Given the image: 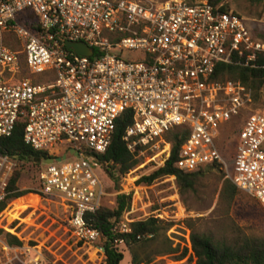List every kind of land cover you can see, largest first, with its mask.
Wrapping results in <instances>:
<instances>
[{
  "label": "built area",
  "instance_id": "2783aa9c",
  "mask_svg": "<svg viewBox=\"0 0 264 264\" xmlns=\"http://www.w3.org/2000/svg\"><path fill=\"white\" fill-rule=\"evenodd\" d=\"M66 41L83 42L92 54L79 55ZM261 59L264 39L245 18L204 0H0V137L23 123L24 143L45 155L37 170L40 192L60 200L79 240L101 236L87 221L106 194L98 156L127 110L132 122L123 139L140 159L135 167L156 153L163 165L171 147L166 134L185 131L176 167L189 172L218 164L264 213V113L242 118L227 171L221 129L251 94L215 78L218 64L254 67ZM62 145L71 159L52 153ZM18 163L0 155V204ZM114 228L130 231L128 220ZM15 250L0 236V264H11Z\"/></svg>",
  "mask_w": 264,
  "mask_h": 264
},
{
  "label": "rangeland",
  "instance_id": "374dc122",
  "mask_svg": "<svg viewBox=\"0 0 264 264\" xmlns=\"http://www.w3.org/2000/svg\"><path fill=\"white\" fill-rule=\"evenodd\" d=\"M220 4L244 17L252 30H264V0H220ZM252 112L264 113V84L257 98L254 100L251 94L246 108L221 129L219 153L227 164V171L236 148L235 133L242 118ZM51 150L56 155L66 153L71 159L65 145ZM160 160L156 153L151 162L132 168L116 185L105 172L96 170L106 192L103 206L112 209L118 193L131 194L129 208L123 212L121 220H128L130 225L134 221L157 217L171 223L165 235L172 241V246H178V251L155 255L150 264H195L189 241L192 230L215 238H230L237 229L264 237V213L251 197L242 193L227 211L219 203V191L226 173L224 168L205 166L200 169L202 174L195 191L185 196L179 194L174 176L159 177L150 184L137 183L141 176L162 166ZM18 166L17 188L27 193L9 201L0 212V229L3 231L0 236L6 240L5 233H9L21 241L19 246L11 245L16 250L10 253V263L106 264L101 248L102 236L93 241L77 239L67 224L60 200L41 194L37 180L40 163L20 161ZM118 249L123 254L119 264H131L128 249L122 243ZM181 252H185V256L178 260Z\"/></svg>",
  "mask_w": 264,
  "mask_h": 264
},
{
  "label": "trees",
  "instance_id": "16d2710c",
  "mask_svg": "<svg viewBox=\"0 0 264 264\" xmlns=\"http://www.w3.org/2000/svg\"><path fill=\"white\" fill-rule=\"evenodd\" d=\"M189 1L193 2L194 0ZM207 1L212 5H219L220 0ZM220 8L228 10L223 4H220ZM253 33L264 39V30L253 29ZM16 46L19 47V44H16ZM260 63H264V59H261L259 65L254 67H244L235 63L218 64L215 78L229 79L244 85L251 91L255 100L264 84V68ZM131 122V112L124 111L115 121L111 142L106 151L98 156L102 167L115 185L120 177L140 163V159L128 150L123 139L125 129ZM22 133L23 123L17 122L11 135L0 137V155H9L17 159L18 162L33 161L41 163L42 158L45 156L44 153L36 151L25 144ZM165 138L171 143L169 157L162 166L148 175L141 176L137 183L150 184L159 177L174 176L179 194L185 196L195 191V186L202 171L199 169L184 172L176 167L180 145L186 138L185 131L171 130ZM207 167L221 170L216 163L207 165ZM19 169L18 166L8 180V194L0 204V212L9 201L27 193V191L17 188L16 183L20 176ZM242 193L246 194L237 189L228 178H224L219 191V203L227 211ZM130 200V193H118L114 208L110 209L102 204L95 213L87 215L90 226L99 230L104 239L101 248L105 256V263H120L123 254L118 249L119 243H122L128 249L131 264H150L152 257L155 255L175 254L178 251V246H172V241L165 235L171 223L165 222L163 219L148 217L144 220L134 221L130 223V231L128 232H119L114 228L121 220L123 212L129 208ZM2 232L0 229V233ZM5 237L10 245H21V241L16 236L5 233ZM189 241L193 257H195V264H264V237L248 235L240 229H237L236 233L230 238H215L192 230ZM184 256L185 252H181L177 258L180 260Z\"/></svg>",
  "mask_w": 264,
  "mask_h": 264
},
{
  "label": "water",
  "instance_id": "95a60500",
  "mask_svg": "<svg viewBox=\"0 0 264 264\" xmlns=\"http://www.w3.org/2000/svg\"><path fill=\"white\" fill-rule=\"evenodd\" d=\"M65 46L67 49H71L79 55L90 56L92 54V51L90 50V48L83 42L66 41ZM74 154H77V152L74 151ZM46 160L44 162L47 163V162H50L52 159L48 158ZM57 160H60V158L57 157Z\"/></svg>",
  "mask_w": 264,
  "mask_h": 264
}]
</instances>
